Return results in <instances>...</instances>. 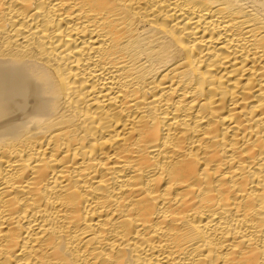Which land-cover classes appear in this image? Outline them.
<instances>
[{"label":"bare ground","instance_id":"1","mask_svg":"<svg viewBox=\"0 0 264 264\" xmlns=\"http://www.w3.org/2000/svg\"><path fill=\"white\" fill-rule=\"evenodd\" d=\"M0 264H264V0H0Z\"/></svg>","mask_w":264,"mask_h":264}]
</instances>
